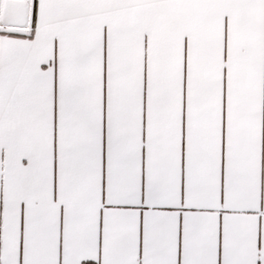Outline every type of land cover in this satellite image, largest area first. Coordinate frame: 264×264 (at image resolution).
Wrapping results in <instances>:
<instances>
[{
  "label": "snow or ice",
  "instance_id": "obj_1",
  "mask_svg": "<svg viewBox=\"0 0 264 264\" xmlns=\"http://www.w3.org/2000/svg\"><path fill=\"white\" fill-rule=\"evenodd\" d=\"M0 264H264V0H0Z\"/></svg>",
  "mask_w": 264,
  "mask_h": 264
}]
</instances>
